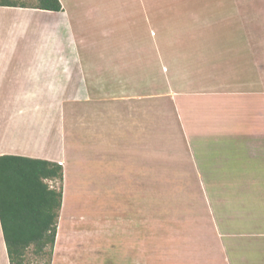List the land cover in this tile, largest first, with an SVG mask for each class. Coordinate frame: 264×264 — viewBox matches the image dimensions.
Returning <instances> with one entry per match:
<instances>
[{"label": "crops", "instance_id": "crops-1", "mask_svg": "<svg viewBox=\"0 0 264 264\" xmlns=\"http://www.w3.org/2000/svg\"><path fill=\"white\" fill-rule=\"evenodd\" d=\"M133 1L59 0V12L0 6V94L11 93L13 98L18 95L12 101L13 110L8 109L9 102L7 106L0 104V155L60 164L63 180L59 221L63 215V224H69L74 216L82 231L85 218L81 207L86 206L88 212L89 207L100 204L88 187H98L100 175L103 182H108L109 190L111 185L114 190L117 169H122L127 181L138 188L139 180L135 178L139 173L146 174L143 158L149 133L166 136L165 123L171 122L173 135L187 142L193 158H209L211 153L205 150L208 143H213L210 152L231 144L229 153L213 156L227 161L237 159L238 164H251L255 171L253 182L246 185H242L243 178L237 177L235 191L264 192V38L253 27L258 24L245 22L244 4L237 1L235 15L228 12L224 1L220 5L225 11L220 13L222 20L212 18L211 10L208 24L197 23L201 20L195 16L182 26L165 24L162 13L177 12L174 3L185 0ZM137 4L139 12L134 11ZM149 8L152 22H156L150 40ZM198 10L189 12L200 15L206 9ZM126 14H135V21L132 23ZM122 21L123 35L116 37V25ZM226 24L234 32L232 38L228 34L222 42L217 36L200 37L207 34V26L218 29ZM184 29L189 31L190 42L185 43ZM221 43L235 49L236 60L229 74L225 72L227 61L215 67L211 63L214 57L210 49ZM196 59L197 64L189 63ZM237 60L240 69L234 76L231 70L237 68ZM252 122L251 133L238 132L239 126ZM197 171L205 190V204H211L212 213L195 214L189 208L185 216L169 217L178 221L174 224L188 221L181 232V227L174 231L178 238L172 239V264H195V255L205 253H196L199 249L195 238L205 233L206 220L220 238L221 251L236 254V264H264V194L254 193L257 199L253 205L244 192L243 203L239 195L230 202L222 188L208 186L199 165ZM211 191L217 198H210ZM84 194L87 197L81 198ZM69 197L75 198V204H67ZM181 211L177 208L171 213ZM191 215L197 217L191 219L193 223L188 220ZM202 215L206 217L200 224ZM122 220L129 234L136 231L132 219ZM103 221L110 224L109 219ZM117 221L113 220L109 229L114 231ZM140 224L146 234L129 242L130 263L160 264L155 259H161L165 250L161 245H149L146 216ZM0 264H9L1 224Z\"/></svg>", "mask_w": 264, "mask_h": 264}, {"label": "rangeland", "instance_id": "rangeland-1", "mask_svg": "<svg viewBox=\"0 0 264 264\" xmlns=\"http://www.w3.org/2000/svg\"><path fill=\"white\" fill-rule=\"evenodd\" d=\"M185 1L186 2L174 3L178 7L177 12L175 11L176 9H174V13L172 10L170 13L167 11L162 13V15L166 17H164L165 20L163 21L165 24L170 23V25L178 24L179 26H182V23H189V20L191 21V19L195 16H198L197 18L201 20V22L195 20L198 21L197 23L205 24L209 21L211 10L213 13L212 18L222 20L219 16H221V12L225 11L223 9H220L221 3L227 1L225 2L226 4L224 3V5L227 7L229 13H233L235 15V6L237 1L238 4H240L241 2L244 4L245 22L258 24L257 27L256 25L253 27L254 29L258 30L261 39L264 38V0ZM32 2L33 0H28L27 3L30 4ZM134 2L135 0L132 2V4H134ZM164 4L165 3L163 2V5ZM166 4L169 5L170 3ZM120 5L123 4L120 3ZM183 6H187L189 7V9H184ZM157 7H161L160 3L158 2ZM136 8L137 10L134 11L139 12L140 5L137 4ZM193 8L197 9L198 12V9H201L202 12L205 9L206 10L200 15H192V13L190 12H192ZM209 8H211L210 11L208 10ZM215 11H217L216 14ZM207 12H210V14ZM126 16L129 20H131L132 23L135 21V14H126ZM168 18L171 19L167 20ZM148 22L149 27L147 29V39L150 40V38L154 36V33L156 31H154L155 27L153 26V23L156 22H152L150 8L148 13ZM223 23L224 22H222V24ZM123 24L124 23L122 21L121 23L116 25V37H118V35H123V31L121 30L125 29L123 27ZM88 25H90V23ZM210 26L211 25L207 26V34L200 37L211 39L212 36H217L216 38L221 39L222 42L227 39L228 34L232 38L231 34H233L234 32L229 29L230 26H227V24L223 25V28L218 27V29H214V27L209 28ZM212 31H222V33L215 35ZM183 32L185 34L183 35L184 39L186 40L185 43L190 42V38L187 37L189 35L188 29H184ZM175 33L180 36L177 31H175ZM190 35L192 36V32H190ZM101 40L106 42L107 38H103ZM211 48L212 49H210V54H212V57H214H211V63L213 67L217 66L216 64H219L220 62H222V65H225V62L227 61L225 66L227 67V69L225 70V72L226 74H229V68L234 67L233 63L236 60V57L233 53V50H235L234 46H223L221 43L220 46L215 45ZM220 53H223V56H219ZM237 58H239V56ZM197 62L198 60L196 59L195 61L189 63L197 64ZM236 67L237 68L231 70V73L234 76L240 69L238 60ZM17 96L18 95H15L13 98V94L11 93L0 94V104H4L5 106H7L6 103L9 102L8 109L11 110L12 108H14L12 101H14ZM207 112L208 111L206 110V114ZM232 112L236 114L234 112V108H232ZM245 112L250 113V111L246 110ZM239 127V133H251L254 127V123L252 122L249 126ZM163 128L165 129L163 130L164 133H166V136H161V134H156L154 132L149 133L147 153L146 157L143 158L146 167V174H143L142 172L141 175L139 173L138 179L133 177L136 179V181L139 180L137 183L138 188L135 187L134 182L127 181L125 173L121 172L122 169H117L115 180V188L117 189L115 192V198L113 196L115 188L113 190V186L111 185L109 190L108 182H103V179H101L99 175L97 177L98 187H96L95 189H91L88 187V190L94 192V199L99 200L100 204L89 207L88 212L87 210H85L86 206L81 207L82 211L80 213L83 218H85V221L83 222V231L78 226L76 217L72 216L69 224H63V218H61L63 215L60 216V219L62 221L60 223L58 219L56 233L57 235L50 264H131L130 262L132 254L127 253V247L128 245H130L129 242L131 240L139 237H145L146 232L143 229V224H140V221H143L145 216L148 221L149 227V232L147 235L148 241L150 243L149 245H154V247L156 245H161L163 246L162 248L166 253L164 256L160 257L161 259H153H155V262H158L160 264H172V239L174 237L178 238V236L174 234V231L175 229L176 231H178L177 228L181 227L179 229V232H181L184 229V226L182 225H187L188 221L185 219L184 221L181 220V225L174 224L178 221L176 219L173 220L172 217L170 219L169 217L171 215H180L181 217L185 216L189 208L192 209V212H194L195 214L212 213V211L210 210L211 204L209 206L207 203L205 204V190L203 189V184L201 185L200 183V180L202 178L197 171L198 165L200 166L203 177H205V181L208 182V186L222 188V192L224 193L225 198L230 202L234 201V199L237 200V197L239 195V200L243 203L244 192V194H249V202L253 205L254 200L256 201L257 199L256 196H253L254 193H259L260 195L264 194L263 191L255 190L243 191L239 189V191H235L234 188L238 187L236 178H243L241 181L243 182L242 185H246L244 183L247 182L248 184V182H253L252 178L255 175L252 172L255 171L251 164H244L243 166L241 164H238L237 159L233 160L231 158H228V160L231 161H227L226 158H224V160L219 156H213L214 153H229V151H231L232 149L229 148L231 144H229L228 147L222 146L221 149L218 148L214 150V152H210V150L213 148V146H211L213 143H208L205 150L206 152L211 153L209 154V158H203L201 156L193 158L189 154V147L187 145V142L185 140L179 141L177 140L176 136L173 135L174 131L172 130L171 122L169 125H166L165 123ZM229 155L230 156L228 157H232L231 154ZM241 171L244 173H239ZM100 174L102 173L100 172ZM85 177L87 181H90L92 178H89L88 175ZM46 183L51 188L56 189H58L61 185V183L57 180H47ZM95 184L96 181H93L94 186ZM69 189L71 190V188ZM75 194L77 197V192H75ZM209 195L210 198H217L216 192L214 193L211 191ZM80 197L84 198L87 197V195L84 194ZM131 199H136V201L132 204L128 203V200ZM71 201H73L75 204L74 197L67 198V204L68 202L71 203ZM112 202H114L115 204L114 207L112 206ZM74 207L75 206H73L72 208ZM177 208L181 209L182 211L172 214L171 212H173ZM128 217L130 218V220H133L131 226L137 228L136 231L130 232V234L125 230V224L121 222L122 219H124L122 221H127L126 219H129ZM191 217L192 218L188 219L191 221V223H193V220H197L196 216L191 215ZM202 217L203 218L198 219V221L200 220V224L203 222V220L205 221L204 217L206 216L202 215ZM107 219L110 220V224H108L107 221H103ZM113 220H118L116 222L114 231L112 229H109L108 227V225L111 226L113 224ZM205 224L207 227L205 233L200 237V239L195 238V247L196 249H199L198 251H196V253L203 250L205 251V253L195 255V264H236V254L234 253L232 255L229 252L227 254L222 252L220 248V238H218L216 233L214 232L212 224L208 223L207 220L205 221ZM133 235L136 237H133ZM151 240H154V242H150ZM155 241H157V243H155ZM31 249L32 248H29L26 253V261L28 262V264H45L46 260L36 259L32 254ZM153 255L156 254L153 253ZM150 262L153 264V261Z\"/></svg>", "mask_w": 264, "mask_h": 264}, {"label": "trees", "instance_id": "trees-1", "mask_svg": "<svg viewBox=\"0 0 264 264\" xmlns=\"http://www.w3.org/2000/svg\"><path fill=\"white\" fill-rule=\"evenodd\" d=\"M0 0V6L31 7L59 12V0ZM63 168L47 160L0 155V224L9 264H28L32 248L36 259L50 264L62 203Z\"/></svg>", "mask_w": 264, "mask_h": 264}]
</instances>
